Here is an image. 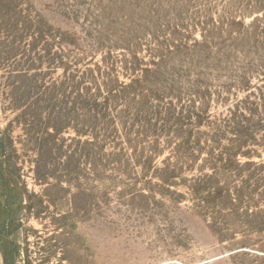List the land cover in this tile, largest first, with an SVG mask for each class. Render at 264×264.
<instances>
[{
	"label": "rangeland",
	"instance_id": "obj_1",
	"mask_svg": "<svg viewBox=\"0 0 264 264\" xmlns=\"http://www.w3.org/2000/svg\"><path fill=\"white\" fill-rule=\"evenodd\" d=\"M80 79L134 83L101 150ZM1 138L0 264H264V0H0Z\"/></svg>",
	"mask_w": 264,
	"mask_h": 264
},
{
	"label": "trees",
	"instance_id": "obj_2",
	"mask_svg": "<svg viewBox=\"0 0 264 264\" xmlns=\"http://www.w3.org/2000/svg\"><path fill=\"white\" fill-rule=\"evenodd\" d=\"M83 81L82 85L79 81L75 82V102H74V121L77 126L73 129L79 136V140H76V143L84 148V151H88V148H94L98 145V149H102V142L104 139H110L111 137L117 135L118 133V124L122 123L120 121L119 113L117 115L112 112L113 104H115L114 109L117 108L118 103H121L124 99L126 100L128 106H130L131 102H129V97L134 95L135 92H128L132 88V85H123L118 84L119 82L115 80H110L108 82H104L103 85H98L96 88V93L93 94L91 90L86 89V93H82L84 90L83 87L86 85V79H80ZM137 83V82H135ZM97 85V83H95ZM103 89L106 90V94L103 96ZM124 103V102H123ZM123 117V116H122ZM201 118V117H200ZM184 118L178 117L176 121L183 122ZM202 121V120H201ZM200 123V122H199ZM183 124V123H182ZM77 127V128H76ZM82 128V129H80ZM61 132L58 129L55 130L53 134L50 133V136H54L58 138ZM190 133V132H189ZM251 130L245 129L238 125V128L235 129L234 137L235 140L233 143V151H230V154L227 156L220 155L218 156V160L223 163V169L234 168L238 165V156L241 154L243 157H248V153L242 154L243 145L247 143L248 137H253L251 134ZM87 137L88 139L82 142L81 137ZM1 143L4 142L3 138H1ZM73 141V140H72ZM233 144V145H234ZM63 149V148H62ZM91 151V150H90ZM90 153V152H88ZM77 155V154H75ZM65 159H70V153L67 151L64 154ZM73 160V159H72ZM63 162V166L65 167L64 171H67V165ZM246 165H253L252 162H247ZM69 166V165H68ZM63 167V168H64ZM260 170L264 171V164L260 165ZM218 171L215 168V173L212 175H206L204 185L201 183L198 186L193 188V191L196 195L201 196L205 193L208 194L209 198L213 201L208 202L213 203L215 201L219 202L224 198H228L229 200L238 201L242 203L245 199L244 190H236V198L232 199L231 190L226 188L225 186H220L219 182V174L216 173ZM176 178V173L174 171L168 174V177L164 179V183L169 181L170 179ZM257 178V177H256ZM249 203H255L254 200L249 199Z\"/></svg>",
	"mask_w": 264,
	"mask_h": 264
}]
</instances>
